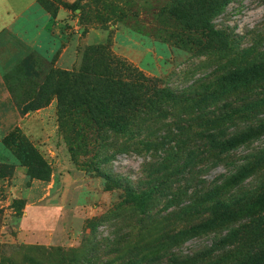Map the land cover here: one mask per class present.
<instances>
[{"label":"rangeland","instance_id":"1","mask_svg":"<svg viewBox=\"0 0 264 264\" xmlns=\"http://www.w3.org/2000/svg\"><path fill=\"white\" fill-rule=\"evenodd\" d=\"M37 5L1 60L0 264L261 259L264 0Z\"/></svg>","mask_w":264,"mask_h":264},{"label":"crops","instance_id":"2","mask_svg":"<svg viewBox=\"0 0 264 264\" xmlns=\"http://www.w3.org/2000/svg\"><path fill=\"white\" fill-rule=\"evenodd\" d=\"M37 4L38 0H0V69L9 45H15L22 39L25 45L32 44L29 34L34 18H41Z\"/></svg>","mask_w":264,"mask_h":264},{"label":"trees","instance_id":"3","mask_svg":"<svg viewBox=\"0 0 264 264\" xmlns=\"http://www.w3.org/2000/svg\"><path fill=\"white\" fill-rule=\"evenodd\" d=\"M12 134L13 133L6 136V138H5L6 142L11 139ZM19 147L20 148H18L17 151H18V153H20L19 156L22 159V161L24 162V164L26 166H28V168L30 169V175L32 177H37L40 179H44L45 177H47V175L50 172V165L42 156L39 155L38 152H36V150L33 148L31 143L30 142L28 143L26 141H22V142H20ZM219 206H218V208H219ZM244 206H248L246 211H249L251 213L256 212V206L253 205L251 202L246 203ZM222 208H224V210H226L230 213H234V215H237V212H232V207L222 206ZM240 211H241L240 213H244L245 208H241ZM263 263H264V256L261 259H258L256 261L255 260L253 261L251 258L245 264H263Z\"/></svg>","mask_w":264,"mask_h":264}]
</instances>
